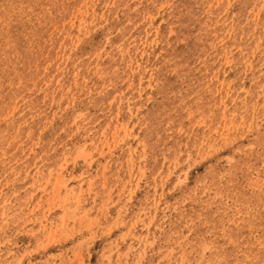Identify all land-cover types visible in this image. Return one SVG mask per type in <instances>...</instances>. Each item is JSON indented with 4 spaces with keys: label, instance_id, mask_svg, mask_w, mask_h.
Instances as JSON below:
<instances>
[{
    "label": "rangeland",
    "instance_id": "1",
    "mask_svg": "<svg viewBox=\"0 0 264 264\" xmlns=\"http://www.w3.org/2000/svg\"><path fill=\"white\" fill-rule=\"evenodd\" d=\"M0 264H264V0H0Z\"/></svg>",
    "mask_w": 264,
    "mask_h": 264
}]
</instances>
